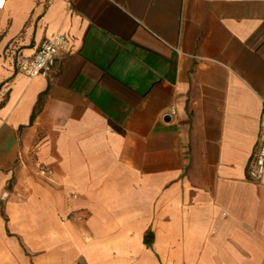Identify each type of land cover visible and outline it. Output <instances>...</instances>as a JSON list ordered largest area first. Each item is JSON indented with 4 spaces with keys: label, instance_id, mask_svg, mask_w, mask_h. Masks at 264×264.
Segmentation results:
<instances>
[{
    "label": "crops",
    "instance_id": "crops-1",
    "mask_svg": "<svg viewBox=\"0 0 264 264\" xmlns=\"http://www.w3.org/2000/svg\"><path fill=\"white\" fill-rule=\"evenodd\" d=\"M263 104L264 0H5L0 264H264Z\"/></svg>",
    "mask_w": 264,
    "mask_h": 264
},
{
    "label": "built area",
    "instance_id": "built-area-1",
    "mask_svg": "<svg viewBox=\"0 0 264 264\" xmlns=\"http://www.w3.org/2000/svg\"><path fill=\"white\" fill-rule=\"evenodd\" d=\"M5 5V0H0V16ZM69 48L68 38L61 34H55L50 39H45L39 45L35 54L31 58L19 56L16 62L17 71L32 77H47L54 65L57 55L66 52ZM174 110H170L168 114H173ZM41 175L50 174L47 168L40 169ZM264 174V104L260 119V127L254 152L247 165V176L252 181L261 180Z\"/></svg>",
    "mask_w": 264,
    "mask_h": 264
},
{
    "label": "trees",
    "instance_id": "trees-1",
    "mask_svg": "<svg viewBox=\"0 0 264 264\" xmlns=\"http://www.w3.org/2000/svg\"><path fill=\"white\" fill-rule=\"evenodd\" d=\"M38 109H39V101H38V104H37V106L35 107V109L33 111V114L31 116V118H34V116H35L36 112L38 111Z\"/></svg>",
    "mask_w": 264,
    "mask_h": 264
}]
</instances>
